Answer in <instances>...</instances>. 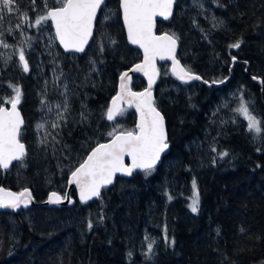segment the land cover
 <instances>
[{
    "label": "trees",
    "instance_id": "trees-1",
    "mask_svg": "<svg viewBox=\"0 0 264 264\" xmlns=\"http://www.w3.org/2000/svg\"><path fill=\"white\" fill-rule=\"evenodd\" d=\"M14 7L19 12H5L0 20V106L15 95L9 85L19 86V138L27 155L24 167L14 162L0 169V186L29 188L38 204L16 213L0 210V264L264 261V135L254 139L233 111L243 96L264 121V0H175L172 16L157 21L156 31L174 35L177 58L203 81L181 82L168 63L158 65L154 103L165 119L167 153L150 174L118 176L88 203L71 189L73 203L60 206L43 201L52 191L63 196L69 174L89 150L109 139L114 127L136 129L132 108L123 107L113 121L106 112L120 73L141 53L126 39L119 0H106L111 18L99 12L81 55L58 47L49 21L35 25L46 14L44 0H16ZM237 41L239 48L229 47ZM21 50L28 72L19 62ZM144 88V79L134 76L132 89ZM65 98V119L52 129L57 111L63 112L56 104ZM41 123L44 128L37 127ZM49 132L59 133L58 144ZM223 152L228 155L221 158ZM194 179L197 213L189 208Z\"/></svg>",
    "mask_w": 264,
    "mask_h": 264
},
{
    "label": "snow or ice",
    "instance_id": "snow-or-ice-1",
    "mask_svg": "<svg viewBox=\"0 0 264 264\" xmlns=\"http://www.w3.org/2000/svg\"><path fill=\"white\" fill-rule=\"evenodd\" d=\"M16 0H0V20L3 14L19 12L18 7H14ZM35 3V0H32ZM174 0H120V7L123 12V22L127 28L129 41L134 45H139L144 52L143 64H138L134 71H142L148 77V88L144 92L134 93L128 87L127 81L130 80L128 73L121 75L120 93L113 97L111 107L107 109L106 117L113 121L118 115H122L120 103L127 99L129 106L135 104L140 113V121L135 130H117L113 128L108 135L112 137L110 142L100 144L87 156V159L71 171L69 183L74 184L79 189V198L81 202L86 203L93 197L99 198L101 188L113 183L117 173H123L131 176L134 170H141L146 175L150 174L155 165L161 158V154L169 147L167 135L164 127V117L154 106L151 88L155 77L158 75L156 68V59H171L173 62V73L181 81L187 82L192 79L199 80L200 77L192 74L190 68L180 66L179 60L175 56L177 39L174 35L154 34L155 18L157 16L168 19L172 15ZM46 14L35 19V25L39 26L46 21H51L55 26V36L65 51L84 52L85 45L93 37V29L97 21V14L101 12L105 20L111 16L105 13L106 0H53V6H49L48 0H44ZM23 19H28L27 13H21ZM19 27V24L17 25ZM2 34V33H0ZM113 44L115 41H111ZM3 47H8L3 44ZM230 48H239L240 42L229 45ZM103 51V47H101ZM235 59V58H233ZM19 62L24 72L29 71V62L25 57L24 50L19 52ZM255 79V77H253ZM222 82V81H221ZM205 83H208L205 81ZM15 95L7 102L11 104V109L0 106V169L7 170L13 165V162H19L20 167L25 166V157L27 155L26 146L20 140L21 125L23 120L17 110L20 103L22 92L19 86L9 85ZM67 87V86H65ZM41 104L47 107L49 112L52 107L47 105L44 100ZM58 119L51 122L52 129H59L61 120H64V112L68 111V102L65 98L63 104H56ZM237 117L246 121V127L249 132L254 133V139L264 135V121L254 115V109L251 107V101L245 100L243 96L239 97L238 106L233 109ZM84 116V113H81ZM38 128H44V123L37 125ZM47 135L52 137L54 144H58L57 132L53 135L49 132ZM42 140L41 143H46ZM216 151L215 148L212 149ZM221 158L227 156V152L219 153ZM131 158V165L125 164V157ZM193 196L190 197L189 208L193 213L198 212L199 192L196 191V181L193 180ZM31 193L25 189L22 192L14 193L0 188V207L19 208L21 205L27 207L31 201ZM69 199L68 193L63 196L57 192H52L49 196V202L59 204L63 200ZM172 197L169 196V200ZM71 202V201H69ZM102 219V218H101ZM93 224L88 223L91 229ZM241 228L240 232L244 233ZM167 239V238H166ZM174 243V241H172ZM153 243L148 244V252H151Z\"/></svg>",
    "mask_w": 264,
    "mask_h": 264
},
{
    "label": "water",
    "instance_id": "water-1",
    "mask_svg": "<svg viewBox=\"0 0 264 264\" xmlns=\"http://www.w3.org/2000/svg\"><path fill=\"white\" fill-rule=\"evenodd\" d=\"M174 5H175V0H174V4H173V10H174ZM119 7H120V0H119ZM173 10H172V14H173ZM98 14H99V12H98ZM98 14H97V16H98ZM171 16H172V15H171ZM171 16H170V17H171ZM120 17H121V22H122V25H123V28H124V31H125L126 39H127L128 43H129L132 47L137 48V49L140 51V53H141V60L138 61V62H136L135 64H133V65L130 66L129 68L124 69V70L120 73V75H119V77H118V82H117V89H116V92H115V94L111 97V99H110V101H109V103H108V107H107V109H108L109 107H111V103H112V99H113V97H116V96L120 93V83H121V79H120V78H121V75H122L123 73L127 72V73H128V77H130V80H128L127 83H128V87L131 89L132 92H134V93H140V92H144V91L148 88V77L145 76L144 73H143L142 71H139V72H138V71H134V70H133V69L135 68L136 65H138V64H143V62H144V52H143V49L139 47V45H134V44H132V43L129 41V39H128V34H127V28H126V26H125V24H124V22H123V12H122V8H121V7H120ZM170 17H169V18H170ZM169 18H168V19H169ZM168 19H164L163 17H159V16H157V17L155 18V27H154V29H153L155 35H157V36H161V35H165V34L171 35V34L168 33V32H160V33H158V32L156 31L157 21H159V20L166 21V20H168ZM49 22L51 23L52 30H53V33H54V36H55V26H54V24H53L50 20H49ZM93 31H94V29H93ZM55 40H56V43H57L58 47H59L64 53L72 52V53H76V54H78V55H81V54L83 53V52L65 51L64 47L60 44L59 39L56 38V36H55ZM90 40H91V38L89 39L88 44H89ZM88 44H87V45H88ZM87 45H85V49H86ZM177 48H178V42H177V45H176L175 56H176V53H177ZM176 58H177V56H176ZM177 60H179V59L177 58ZM179 62H180V61H179ZM235 62H236L235 59H232L231 67L233 66V64H234ZM155 63H156V68H157V70H158V75L155 77V79H154V83L152 84V88H151V93H152V99H153V101H154V99H155V96H154V87H155L156 82H157L158 77H159V68H158V65H159V64H161V63H168L170 73H171V74H172L177 80L181 81V80L178 78V76L175 75V74L173 73V70H172V69H173V62H172L171 59H167V58H166V59H164V60H161V59H159V57H157ZM180 66H181V67H184V66L182 65L181 62H180ZM192 74H194V75H196V76H199L198 74H195V73H192ZM134 76H140V77H142V78L144 79V81H145V88H144L143 90L136 91V90H133V89H132V79H133ZM199 77H200V76H199ZM254 80H257V81L262 85L261 79H256V78H255ZM192 81H203V80H202V78L200 77L199 80H197V79H192V80H189V81H187V82H184V81H181V82L188 83V82H192ZM224 81H226V79L223 80L222 82H224ZM222 82H214L213 84L217 86V85H220ZM206 84H209V83H206ZM2 106L5 107V108H8L9 110L11 109V104H10V103L7 104V105H2ZM154 106H155V103H154ZM123 107H130V108H132V109L134 110L135 115H136V125H137V124L139 123V121H140V113L137 111V109H136V107H135V104H133L132 106H129V104H128V102H127V99H125V101H123L122 103H120V108L122 109ZM155 107H156V106H155ZM156 109H157V107H156ZM17 110L19 111L20 116H21V118H22V120H23V124L21 125V128H22L23 125H24V119H23V115H22L21 110H20V108H19L18 105H17ZM157 110H158V109H157ZM158 111H159V110H158ZM159 112L161 113V111H159ZM161 115L163 116L162 113H161ZM163 117H164V116H163ZM107 120H108V119H107ZM108 121H109V120H108ZM164 127H165V131H166L165 119H164ZM166 135H167V132H166ZM111 139H112V137H110L109 139H107V140L104 141V142H100V143L96 144L95 146H93V147L89 150V152L86 154L85 158L83 159V161H82L81 163H83V162L87 159V156L91 153L92 149H94L95 147H97V146L100 145V144H105V143L110 142ZM21 142L24 143L23 141H21ZM24 144H25V143H24ZM25 146H26V145H25ZM168 149H169V147L165 150V152H163V153L161 154V158H160V160L157 162V164L155 165V167H156L157 165L160 164V162H161V160H162V157L167 153ZM14 162H16V161H14ZM14 162H13V163H14ZM124 162H125L126 165H131V158L126 156ZM81 163H80V164H81ZM80 164H79V165H80ZM79 165H77L75 168L79 167ZM75 168L73 169V171L75 170ZM134 171H141V170H138V169H137V170H134ZM70 175H71V173H70L69 176H68V185H67V190H66V192H65V193H68L69 199H65V200H63V201H62L61 203H59V204H53V203H50V202H49V196H50V194H51L52 192H54V191H52V192L48 193L47 197H46L45 200L43 201L44 204L49 205V206L71 205V204L73 203V197H71L70 194H69V191H70L71 189L75 190V192H76V196H77V200H78L79 202H81V201H80V198H79V189H78V187H77L76 185H74V184H70V183H69ZM118 176H119V177H128V175H125V174H123V173H117V174L115 175L114 179H113V183H114L115 178L118 177ZM113 183H112V184H113ZM112 184L107 185V186H111ZM0 188H3V189H5V190H7V191H11V192H14V193H19V192H22V191H24L25 189H27V190L31 193V191H30L29 188H24V189H22L21 191H15V190H12V189H9V188H5V187H3V186H0ZM102 188H103V187H102ZM102 188H101V189H102ZM58 194H59V193H58ZM60 195H61V194H60ZM61 196H62V195H61ZM31 197H32V199H31V201L29 202V204H28L27 207H24L23 205H21L19 208H11V207H7V208H5V207H0V210H4V211H8V212L16 213V212H18V211H20V210H24V209H27V208H30V207H33V206L37 205L38 203L35 201V199H34L32 193H31ZM93 199H97V198H96V197H93L91 200L87 201L86 203L92 201ZM69 201H71V202H69ZM81 203H84V202H81Z\"/></svg>",
    "mask_w": 264,
    "mask_h": 264
},
{
    "label": "rangeland",
    "instance_id": "rangeland-1",
    "mask_svg": "<svg viewBox=\"0 0 264 264\" xmlns=\"http://www.w3.org/2000/svg\"><path fill=\"white\" fill-rule=\"evenodd\" d=\"M195 190H196V189H195ZM193 192H194V189H193ZM193 192H192L191 197L193 196ZM190 203H191V201H190ZM256 264H264V261H260V262H258V263H256Z\"/></svg>",
    "mask_w": 264,
    "mask_h": 264
},
{
    "label": "bare ground",
    "instance_id": "bare-ground-1",
    "mask_svg": "<svg viewBox=\"0 0 264 264\" xmlns=\"http://www.w3.org/2000/svg\"><path fill=\"white\" fill-rule=\"evenodd\" d=\"M45 205V204H44Z\"/></svg>",
    "mask_w": 264,
    "mask_h": 264
}]
</instances>
